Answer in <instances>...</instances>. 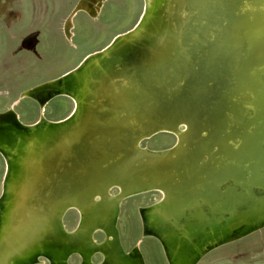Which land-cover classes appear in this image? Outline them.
<instances>
[{"label":"bare ground","instance_id":"6f19581e","mask_svg":"<svg viewBox=\"0 0 264 264\" xmlns=\"http://www.w3.org/2000/svg\"><path fill=\"white\" fill-rule=\"evenodd\" d=\"M106 1L76 2L61 24L63 37L73 42L78 14L96 19ZM146 3L140 21L85 56L76 71L22 91L0 110V156L7 162L1 179L0 264H73L74 257L77 264H146L139 245L124 249L118 222L122 201L147 192L164 197L139 207L141 235L160 240L166 264H201L214 249L264 229V0ZM189 20L192 40L183 36ZM38 37L37 31L26 34L20 48L34 50ZM228 83L214 107L209 98ZM200 90L209 100L195 101ZM65 96L76 100V108L61 120L47 119V106ZM27 97L41 113L33 123L22 121L15 109ZM247 105L253 122L234 116L237 123H231L228 115L243 117ZM200 115L202 136L195 132L193 150L177 159L173 151L192 145L183 138L187 122L196 118L198 128ZM178 120L184 129L176 133ZM151 129L176 134V147L141 146ZM201 152L215 164L203 165ZM156 160L166 161V167L135 172ZM254 179L263 195L249 202L255 207L251 211L240 206L243 197L230 180L242 185L248 199ZM73 209L81 216L69 231L64 216ZM96 256L101 260L95 262Z\"/></svg>","mask_w":264,"mask_h":264},{"label":"rangeland","instance_id":"374dc122","mask_svg":"<svg viewBox=\"0 0 264 264\" xmlns=\"http://www.w3.org/2000/svg\"><path fill=\"white\" fill-rule=\"evenodd\" d=\"M6 1L7 0H4L0 4V110L9 107L11 103L21 95L22 91L40 82L50 80L69 72L82 62L85 56L101 50L116 35L130 30L138 21L143 9V0H107L103 12L96 19H90L83 13L78 14L74 20L76 25L74 30L75 37L73 42H71L63 37L61 24L77 0H9L7 3ZM32 31H37L39 33V43L37 47L32 51L21 49V38ZM257 36L258 34H256L255 38H258ZM262 46H264V43ZM261 73L257 74V80L262 78ZM228 84L218 85L216 89L218 92H214L212 98H209L215 103L213 104L214 107L217 103L221 104L220 96H224L223 94L226 95L225 91L229 90L230 84L235 83L232 82ZM202 92L203 91L200 90V92L195 95V101H197V99H201L200 101L209 100ZM215 93H218V97H216ZM196 103L198 104H195L196 109H201L199 108L201 105L198 102ZM72 107L73 103L70 100L59 97L54 99L51 104L47 106L45 116L49 120H61L69 115ZM177 107L180 110L182 106L177 105ZM15 109L22 121L26 123H33L38 119V106L31 100L24 99L20 101ZM196 109L194 111H196ZM249 109L250 107L247 105L246 113H244L243 117L238 116L236 113H233L234 115L231 114L232 116L228 115L231 118V123H237L236 117H238V121H244L243 119L245 118L244 124H247L248 121L253 122L254 119L248 117L250 116L248 115L250 112ZM179 115L181 116V114ZM234 116L236 117L234 118ZM203 118L204 116L200 115V120L198 119V128L195 126L197 122V120L195 122L196 118H194L192 124L191 120L187 122L190 127L188 133L186 132L187 134L184 135L183 138L185 142L190 140L192 145L188 144L186 146V143L182 144L172 152V156L179 155L177 159H180L183 153L186 154L193 150L192 146L196 144L194 140L197 139L192 141L191 138L194 137L193 134H195V132H197L196 134H198V136H202L201 134H203V132H201V128H203ZM182 126V120H178L174 124L172 130L179 133L180 130L182 131L184 129ZM154 131L152 133L151 129L150 134H146L151 136L142 141L140 144L141 146L151 150H167L172 146L176 147L174 134L165 131L155 133ZM212 132L210 131V133ZM211 147L212 150L210 153H214L212 156H215L218 149L217 145L213 144ZM122 157L123 156H121V159ZM125 157H127V155ZM171 157H169V159ZM199 158L202 159L203 165L215 164L214 160H211L210 157L203 152L199 154ZM164 162L156 160L153 165L144 162L139 165V169L135 170V172L140 171L138 173H141L144 172L145 169H147L146 171H152L154 168H164L166 167ZM207 165L203 166V168H211ZM4 170L5 164L0 156V191ZM129 170L134 169L130 166ZM230 182L231 189L243 197V203H241L240 206L242 208L245 206L246 209L250 207V210L255 209L254 206L251 208L249 202L259 201L263 195L258 185L255 186V179L250 186L252 192L248 199L244 189L241 187L242 185L238 184L239 182L237 183L232 180H230ZM239 189H241V191ZM116 192V189L112 191V193ZM213 194L216 195L215 192ZM160 198L161 194L159 192H147L142 195L124 199L121 203V215L118 222V229L123 247L126 251H130L135 245H139L146 264H166L159 243L154 238L142 237L141 220L138 214L139 207L153 204ZM78 218L79 215L75 210H70L64 216L65 224L69 231L76 227ZM242 225L243 224H240L238 226L241 227ZM238 226H234L232 230H236V228H239ZM94 237L100 242L104 238L102 234H95ZM214 250L215 251L207 256L201 264H264V229L251 235H243L242 238H239L235 242ZM79 260V257H74L71 262L77 264ZM99 260H101L100 256H96L95 262Z\"/></svg>","mask_w":264,"mask_h":264},{"label":"water","instance_id":"95a60500","mask_svg":"<svg viewBox=\"0 0 264 264\" xmlns=\"http://www.w3.org/2000/svg\"><path fill=\"white\" fill-rule=\"evenodd\" d=\"M182 1V0H181ZM77 3L79 2V0H77L76 1ZM75 2V3H76ZM183 9H185L186 10V12L188 13L189 12V9L187 8L188 6L187 5H185L184 3H183ZM146 9H147V3H146V0H143V9H142V12H141V15H140V17H139V21L142 19V17L144 16V14H145V12H146ZM75 10V6L73 5V7L70 9V11L68 12V14L65 16V18L64 19H67V18H69V16H71L72 15V13H73V11ZM252 13H254V15L255 14H257V13H255V12H252ZM259 16L260 15H257V17L259 18ZM192 21L193 20H189V23H188V26L185 28V30H183V36H187V38L188 39H190V40H192V39H195V35H194V33H193V31L191 30V25H192ZM178 46L179 47H181L180 46V43H178ZM85 60L86 59H84L82 62H80L76 67H74L72 70H70L69 72H67L65 75L64 74H62L63 76H66V75H68V74H70V73H72V72H74V71H76L84 62H85ZM62 76V77H63ZM62 77H60V78H62ZM32 89H34V88H32ZM65 98H67L68 100H70L72 103H73V105H74V107L76 108V105H77V102H76V100L74 99V98H72V97H70V96H65ZM27 99L28 100H31L32 102H36L34 99H32V98H29V97H27ZM97 104V103H96ZM39 117H41V113H40V115H39ZM174 134V133H173ZM175 136H177L176 134H174ZM1 156L3 157V159H4V161H5V167H6V170H5V175H6V173H7V162H6V159H5V157L1 154ZM4 175V176H5ZM110 184H114V183H110ZM119 190V193L121 192V190L120 189H118ZM3 191H4V182L2 181V187H1V193H0V195L2 196V193H3ZM160 193V192H159ZM101 194L102 195H105L106 194V189H104L102 192H101ZM161 195H163V197H164V193L162 194V193H160ZM0 196V197H1ZM73 210H75L77 213H78V215L79 216H81V212L78 210V209H73ZM79 223H80V221H79ZM156 241H159L160 242V240L158 239V238H156V237H153Z\"/></svg>","mask_w":264,"mask_h":264},{"label":"flooded vegetation","instance_id":"af4514ba","mask_svg":"<svg viewBox=\"0 0 264 264\" xmlns=\"http://www.w3.org/2000/svg\"><path fill=\"white\" fill-rule=\"evenodd\" d=\"M98 242H100V241H98Z\"/></svg>","mask_w":264,"mask_h":264}]
</instances>
